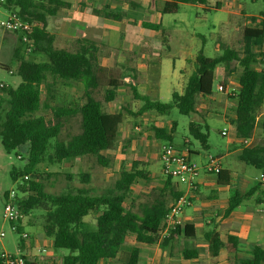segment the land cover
I'll return each instance as SVG.
<instances>
[{
	"label": "trees",
	"instance_id": "obj_1",
	"mask_svg": "<svg viewBox=\"0 0 264 264\" xmlns=\"http://www.w3.org/2000/svg\"><path fill=\"white\" fill-rule=\"evenodd\" d=\"M206 1L165 0L163 13L177 12L180 3L205 4ZM68 5L70 4L62 0H8V6L19 8L25 20L40 24L33 27L29 37L35 51L44 53L47 60L27 59L18 49L16 72L21 81L16 87L5 88L8 97L0 92V111L3 110L4 102L7 106L4 115L0 114V137L4 149L10 153L28 145L27 163L23 170H12L15 181L25 174L31 176V180L21 186L23 191L30 190V193L20 201V208L26 216L34 209L43 210V231L46 237L53 240L56 250L68 251L62 261L51 260L46 264H114L113 252L130 234L135 236L138 243H160L162 249H166L180 235L194 236L195 227L192 224L177 223L169 236L159 241L164 219L175 200L183 194L171 176L165 177L163 187L156 192L153 199L142 204L140 213L126 208L125 199L130 186L137 179H150V172L140 168L137 162L130 171L123 173L116 188L108 193L92 194L86 188L60 194L44 190L40 181L41 175L35 170L43 161L61 163L78 157L94 156L100 165L106 166L108 161L102 151L116 147L119 127L124 118L123 112L110 113L104 110L102 101L93 95L100 86L97 74L100 66L96 55L98 46L84 41L77 51L58 48L54 45L55 37L46 30L47 16L55 15L61 6ZM220 7L221 4L217 3L216 8ZM104 14L106 17L120 19L119 15L107 11ZM143 24L152 29L160 27L156 24ZM243 41V56L239 50L231 47H222L215 57H207L200 50L191 66L183 92L174 91L169 102L141 96L134 86L132 90L134 96L143 101L141 112L155 110L160 114H167L177 108L183 115H192L197 112L199 99L213 94L217 67H228L233 61H238L242 71L239 75L238 91L234 93L237 104L231 123L236 138L242 143L239 159L264 170V146L243 144L244 139L253 138L257 118L264 105V71L258 67V57L264 54V19L260 25L245 27ZM19 42L23 44L21 39ZM257 46L261 48L258 53L254 50ZM50 78L51 83L48 82ZM57 80L82 82L85 85V101L82 104L75 101L51 107V100L56 96L52 85ZM119 83L114 77L108 80L105 94L107 102L114 101L117 97ZM43 84L48 89L44 101L41 90ZM42 109L50 110V114L42 113ZM76 115L81 117V131L68 140L60 139L65 119ZM207 126V123L197 121L189 124L190 134L199 139L202 147L206 149L209 147L208 133L204 131ZM172 132L173 130L167 132L160 129L157 135L161 139L171 140ZM218 175L219 181L223 182V173ZM80 176L84 182L91 179L89 173H81ZM254 191L246 194L235 192L226 215L248 200ZM98 210L100 213L96 218V226L93 227L85 217ZM205 236L211 242L213 255H217L219 249L225 247L230 254L235 255L232 264H264V245H253L248 255L238 257L243 244L237 236L230 235L227 242H222L214 230L206 232ZM183 254L186 258H192L198 252L184 250ZM26 264H39V259L27 254ZM123 264H144L140 247L133 246L126 254Z\"/></svg>",
	"mask_w": 264,
	"mask_h": 264
},
{
	"label": "rangeland",
	"instance_id": "obj_2",
	"mask_svg": "<svg viewBox=\"0 0 264 264\" xmlns=\"http://www.w3.org/2000/svg\"><path fill=\"white\" fill-rule=\"evenodd\" d=\"M133 2L137 3L139 7L134 8ZM108 3L115 4V9L111 8L115 12L122 10L124 19L120 21L107 19L104 11ZM217 3L221 4L220 8H216ZM97 7L100 8V12L97 15L94 12L90 14L96 15L99 20L95 37L99 42L96 55L97 63L100 66L97 69L100 86L95 89L93 95L102 101L105 109L115 112L123 111L126 116V122L121 126V133L116 147L102 153L108 161L106 166L100 165L94 156H85L73 160H65L61 163H52L46 160L38 164L35 170L41 175L40 181L44 186V190L48 193L60 194L69 190L86 188L92 194H102L113 191L117 182L121 180L123 173L130 171L137 162L140 168L149 170L153 178L152 181L134 182L127 191L126 208L140 213L142 204L153 199L156 192L165 183L166 176L162 174V163L159 159L160 149L163 144L171 143L179 151H184L186 147L195 150L197 153H194L193 157L200 162L208 159V155L217 156L224 154L232 137H235V140L242 146L241 141L234 134L230 121L237 104V99L234 97L235 94L225 96L224 92L217 90V86L221 83L236 93L239 88V75L242 71V66L238 61H233L228 67L218 66L215 70L212 94L215 100L207 103L204 99L203 101L199 99L197 112L192 115H183L177 108H173L167 114H160L155 110L141 112L143 101L134 96L131 83L124 78L128 76V73H135L134 69L138 68L140 62H142L141 57L143 54H146V57L153 58L155 54L167 53L169 51L168 46H173L172 53L174 55L165 57L163 64H161L159 96L156 98L162 102H169L174 91L180 93L183 91L185 80L190 73L183 78L181 77L179 66L184 62V58L175 53L178 48L187 51L186 53L189 55H194L195 52L198 53L203 50L207 57H215L221 52L222 47H231L239 50L243 56L244 29L247 26L260 25L263 21L264 0H207L204 5L195 3L183 4L179 13L166 14L163 20V25L167 29H174V26H176L183 31V35L179 36H174V30L166 32L151 31L141 25L143 20H152L154 12L159 10V1L157 0H101ZM65 10L63 17L60 16L61 19L49 16L48 22L49 24L52 23L55 18V23L51 26L52 30L58 32L55 45L74 51L79 48V40H77L79 37L76 36L77 34L73 33L74 36L68 37V33L65 36L60 34L58 30L59 22L62 19L68 18L71 20L73 18L75 20L78 9H67V12ZM83 12L87 13L85 10ZM233 12H236V14ZM79 29L82 33L86 32L79 26H76L73 32H79ZM184 32L188 36L191 35V38H189L191 40L188 43L190 47H187L185 41L187 35ZM87 37L95 40L93 36L88 35ZM181 38H184V40L179 43ZM170 39L172 41L169 43ZM174 40L176 43H174ZM160 44L161 46L159 47ZM32 47L33 50L30 53H24L25 45L19 42V36L5 30L0 24V82L16 87L21 81L16 72V66L19 61L16 55L18 49L21 50L20 53L27 59L34 61L47 60V56L44 53L35 51L34 45ZM254 50L258 53L261 48L257 46ZM173 62L178 68L177 72L174 71ZM152 67H156L155 71L158 70V66ZM152 69L150 68V77L155 76L153 75L155 71ZM111 76H118L121 83H123L115 100L109 103L105 100V94L108 80ZM139 78L140 76H138ZM48 82H52V79L50 78ZM83 87L84 84L81 82L57 80L53 83L56 96L54 100H51L54 103L51 107L67 104L69 101L75 102L76 100L81 103L85 100ZM41 90L44 101L48 95L47 85L43 84ZM153 91L148 90L146 92L155 95L157 89H153ZM6 108V102H4L3 110L0 111L2 116ZM42 110V113L50 114V110ZM191 121H197L202 124L207 123L208 126L204 129L208 133L209 147L207 149L202 147L199 139L194 138L190 134L189 124ZM80 123V115L65 119L60 139L68 140L72 135L79 133L81 131ZM160 129L167 132L173 130L172 139L159 138L157 134ZM224 130H227V132L224 133ZM254 135L255 142L264 146V123L262 120H259ZM27 147L28 145H24L22 148L8 153L4 149L0 137V231L2 229L6 231L4 247L12 253L17 252L18 246L22 243L20 242L19 234L13 233L9 224L3 219L5 194L17 187L18 183L12 177V170L14 168L18 171L23 170L27 163ZM250 168L254 169L252 166ZM81 173H89L92 177L89 181L84 182L81 179ZM260 195L264 199V189L260 190ZM187 208L190 211L192 207L189 206ZM43 213L41 209H34L30 213L28 217H30L29 219L34 224V227L27 226V231L31 233L39 231L44 237ZM97 213V211L91 212L87 219L94 222ZM178 222L181 221L178 220ZM186 238L183 237L179 240L177 247L181 248L180 246ZM32 239L33 237L31 236L27 243H30ZM133 244H135L134 237H126L120 247L113 252V263L123 264V260ZM172 244L171 249V245L166 249H162L160 245H144V264H180V259L176 257L177 249L176 246L174 248V241ZM2 248L3 246L0 245V249ZM203 249L202 247L199 251H204L205 249ZM61 251L68 252L65 249L56 250L57 253L52 256L53 259L52 257L49 259L61 260L65 254ZM46 259L45 257L40 260V264H43Z\"/></svg>",
	"mask_w": 264,
	"mask_h": 264
},
{
	"label": "crops",
	"instance_id": "obj_3",
	"mask_svg": "<svg viewBox=\"0 0 264 264\" xmlns=\"http://www.w3.org/2000/svg\"><path fill=\"white\" fill-rule=\"evenodd\" d=\"M62 1L67 2L70 5L61 6L55 15L47 16L46 30L49 33H51L55 37V40H56L58 32L52 30V27H51L55 23L54 21L55 18L61 19L60 16L63 17V12L65 9L69 10L71 8H75V9H78L75 20H73V18L71 20H69L68 18L65 20L62 19L59 22L60 24L59 30H58L59 33L63 35L68 33V37L74 36L73 33H76L77 34L76 36L79 37L77 39L79 40V42L77 41L78 46H79L77 50L80 49L81 43L84 41H86L87 43L89 42L88 44L94 43L96 46H98L99 42L97 41L95 37L96 36L95 32H97L96 29L99 24V20L96 15L98 14V12H100V8H98L97 5L99 4L101 0H62ZM157 1H159V10L154 12V14L152 15L153 16L152 20L150 19L143 20L141 22V25L145 29H148L151 31L166 32L168 30H174V33H175L174 36L183 35L182 33L183 31L178 29V27L176 26H174V29H169V28L167 29L163 25V20L166 14H177L181 10V6L183 4H188V3H180L179 10L175 13H163V7H164L165 0H157ZM195 4L204 5L199 2ZM106 5L107 6H106L105 11L120 16V19H115L111 17H106V15L104 14L107 19H112L114 21H120L124 19V12L122 10H120V12L119 11L115 12L114 10H112L113 8L115 9V4L108 3ZM133 7L137 8L139 7V5L133 2ZM84 10L87 11L88 14L83 12ZM92 12H94V14L96 15H90L92 14ZM234 14H236V12ZM86 15H89V16H86ZM49 16L55 17L52 23L50 24L48 22ZM143 23L156 24V25H159L160 27L157 29H152V28L144 26ZM76 26L82 27L86 32L82 33L80 29H79V32H73ZM90 32H91V35H90ZM83 35H86V36H83ZM88 35L93 36L95 40L88 38L87 37ZM186 37L187 38L185 39V41L188 47L189 46L188 43L191 40V39L189 40V38H191V35L189 36L187 35ZM182 40H184V38H181L179 40V43H182L183 42ZM171 41L172 40L170 39L169 43ZM174 43H176L175 40H174ZM54 45H55V42H54ZM160 46L161 44L159 45V47ZM61 48H64V47H61ZM168 48H169V51L167 53L162 52L159 55L155 54L153 58L146 57L145 56L146 54H143V56L141 57L142 62H140V65L138 66V68L136 69L132 68L134 69L135 73L134 74L128 73V76L124 78L126 81H129V83H131L130 84L131 88L134 86L137 89L138 93L141 96H148L149 98L153 97L154 99L153 98L151 99L158 100L156 98L159 96L160 79H161V64H163V59L165 57L174 55V53H172L173 46L171 47L169 45ZM64 49H67V48H64ZM77 50H74V51H77ZM186 52L187 51H183V49H180V48H178L177 52H175L176 54L184 58V62L179 66L180 68L179 71L182 74L181 76L182 78L190 72V69H191L190 67L193 65V62L195 61V58L198 54L195 52L194 55L193 54L189 55ZM174 59H176V57H174ZM152 66H158V70L155 71L156 67L153 68ZM150 68L151 69L153 68L152 70L155 71V73H153V75H155L154 77L152 76L150 77ZM173 68H174V71L177 72L178 68L176 67L175 63L173 65ZM138 76H140L139 79H138ZM111 77H114L120 82L117 88V95H118L119 94L118 91L122 87L123 82L121 83L120 78L118 76H111ZM186 80H185V84H186ZM185 84H184V87H185ZM184 87H183V90H184ZM52 88H53V85H52ZM107 88H108V85L106 89ZM153 89H157L156 91L157 93L155 95H152V93L146 92L148 90L153 91ZM84 91H85V85L83 87V94H84ZM47 93H48V89H47ZM224 95L226 96L228 94L225 93ZM203 99L207 103L215 100L213 95L200 98V100L202 101ZM84 101H82L80 104H82ZM68 103H70V101ZM76 103H78L77 100H76ZM51 104L53 105L54 103L52 102ZM103 108L107 112L115 113V111L105 109L104 104H103ZM116 112H123V111H116ZM125 117L126 116L124 114L123 121L119 127L118 140H119L120 133H121V126L125 124L126 122ZM259 120H262V122L264 123V105L258 115L254 134L256 132ZM233 131H234V128H233ZM254 136L255 135H253V138H252L253 144L258 145L255 142ZM241 149H242L241 144L239 145V143L235 140V137H232V139L228 142L226 152L224 154L217 155L220 158L221 172L223 173V182H220L218 174L214 172H209L207 170L206 164H207L208 159H205L200 162L198 161V159L193 157V154L197 153V151L189 149L187 147L185 148V150H189L190 160L197 163L200 173H199L198 178L196 179V184L198 187L192 196L193 204L191 205V207L193 208V210L191 208V210L188 211V208H185L182 214L178 217V220L181 221L178 223H180L181 225L192 224L195 227L194 236L187 237L185 235H180L174 239V248L176 246V249H177L176 257L180 259V264H195V263L197 264H232V262L234 261L235 255L230 254L226 250L225 247L220 248L217 255L212 254L211 242L205 236L206 232L211 231V230H214V232L218 235V237L220 238L222 242H227L228 237L230 235L237 236L243 244L242 245L243 249L241 250V252H239V254H237L238 257L248 255L249 250L253 245H256V244L264 245V199L260 195V190L264 189V187L260 185L259 180H258L259 174L262 171V169H259L256 166L246 164L245 162L241 161L239 159V153ZM110 150H105V151L108 152ZM103 152L104 151H102V153ZM251 166L255 170L251 169L250 168ZM152 179H153L152 173L150 172L149 180L137 179L136 182L137 181H152ZM174 182L176 183L177 187L182 193L187 192V189H188L187 184L178 183L177 180L175 179H174ZM251 190H255L252 196L248 200H245L244 202H242L229 215H226V210L229 206L230 199L234 195V193L238 192L240 194H246L250 192ZM97 212L98 213L96 215V218L99 215L100 210H98ZM87 217H89V215L85 217V220L87 222H90L92 226L95 227L96 219L94 222H92V221H89ZM29 218L30 217L26 218V220L24 221L26 228L27 226L34 227V224L32 223V221H30ZM31 236L33 237V239L30 243L22 244L24 248V252L28 254L30 257L39 259V264L41 262L40 260H43L46 257L47 259L43 263V264H46L50 260L49 258L52 256H55V254L57 253L53 246V240L51 238L46 237L45 233H44V237H42L43 235H41L39 231L35 233H31ZM128 236H132L135 239V236L132 234ZM183 237H187V238L182 242V245L180 246L181 248H179L177 247V245H179L178 241L181 240ZM144 245L149 246L148 244H145V243H138L136 242V240H135V244L132 245V247L133 246L140 247L141 256H142L143 261H144L143 253H144V248H145ZM154 245L159 246L160 243H157ZM170 245H171L170 246V249H171L173 244L171 243ZM202 247L205 250L203 249L204 251H199V249ZM184 250L197 251L198 255L192 258H186L183 254ZM61 252L65 253L63 257L68 253V252H63V251ZM62 259L57 260V261H62Z\"/></svg>",
	"mask_w": 264,
	"mask_h": 264
},
{
	"label": "built area",
	"instance_id": "obj_4",
	"mask_svg": "<svg viewBox=\"0 0 264 264\" xmlns=\"http://www.w3.org/2000/svg\"><path fill=\"white\" fill-rule=\"evenodd\" d=\"M3 15V16H2ZM0 24L3 28L11 33H15L22 40L25 45V52L30 53L33 50V41L29 37V33L32 32L34 26H40L37 21H28L20 14L19 8H12L8 6V0H0ZM259 69L264 71V54L258 57ZM8 85L0 82V92L4 97H8L5 93V88ZM217 90L234 94L233 90H229L224 84H219ZM227 130H224L226 133ZM244 146H250L253 144L252 138L243 140ZM160 161L162 163V174L164 176H171L177 180L178 183L187 184L188 189L186 193H183L175 202L163 221L161 230L159 233V241L169 236L172 229H174L178 223V216L185 208L193 204L192 196L197 189L196 179L199 176V167L197 163L190 160L189 150L179 151L175 145L171 143L163 144L160 149ZM207 170L216 174L221 172L220 158L215 155H209L207 164ZM31 176L25 174L17 181V187L11 189L5 194V205L3 209V219L9 224L10 230L13 233L19 234L20 242L27 244L30 239V232L26 230L25 220L28 216L24 215L20 208V201L30 193V190L23 191L22 185H25ZM259 183L264 187V170H262L258 177ZM7 233L5 230L0 231V245L3 246L0 249V263L1 264H26V253L21 245L18 246L17 252L12 253L5 249L4 239Z\"/></svg>",
	"mask_w": 264,
	"mask_h": 264
}]
</instances>
